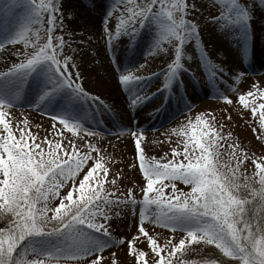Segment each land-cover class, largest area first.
<instances>
[{
    "label": "snow or ice",
    "instance_id": "obj_1",
    "mask_svg": "<svg viewBox=\"0 0 264 264\" xmlns=\"http://www.w3.org/2000/svg\"><path fill=\"white\" fill-rule=\"evenodd\" d=\"M197 2L110 0L102 19L107 47L126 35V47L131 49L145 30L150 33L151 51L162 49L165 42L169 45L164 51L171 59L158 73L135 75L128 66L117 64L118 80L129 92L139 86V93L145 87L142 82L156 75L164 77L155 92L133 93V107L160 93L163 102L154 109L159 112L173 98L172 83H182L179 74L188 71L182 58L190 41L211 80L224 72L202 46V25L188 19ZM210 6L215 11L208 22L221 35L235 39L246 58L249 5L219 0L217 6V0H210ZM66 15L72 13L62 8L61 0H0V51L8 53L9 45H23V50H14L16 59L0 68V264H106L102 253L117 243L124 245L132 264H222L223 257L231 258L232 264H264V155L241 146L239 139L222 152L221 140L232 141V133L218 130L214 117L198 112L195 119L189 117L171 129L183 139L182 147L170 148V157L168 152L148 156L144 129L131 133L142 196L137 197L133 188L121 192L122 172L114 170L109 176L116 162L102 153L94 142L99 133L88 126L107 104L85 88L79 70L72 71L78 57L68 51ZM110 18L115 19L114 29L109 27ZM242 75L237 72L236 79ZM217 94L228 105L238 104L241 118L249 110L257 118L251 131L264 141V87L254 83L235 100ZM20 103L50 118L51 136L33 133L27 116L17 119L14 111ZM191 107L187 102L185 109ZM246 161L253 168L250 174L247 168L242 171ZM176 181L183 182L187 191ZM121 206L134 210L138 206L137 230L130 238L117 239L112 233L110 216L119 215L113 208ZM146 220L183 234L161 243L155 231L144 226ZM141 238L144 247L138 244ZM194 244L214 245L221 259H183L195 250ZM107 264L128 262L111 251Z\"/></svg>",
    "mask_w": 264,
    "mask_h": 264
},
{
    "label": "rangeland",
    "instance_id": "obj_2",
    "mask_svg": "<svg viewBox=\"0 0 264 264\" xmlns=\"http://www.w3.org/2000/svg\"><path fill=\"white\" fill-rule=\"evenodd\" d=\"M241 2L249 5L252 17L247 57H244L241 45L235 39L229 40L221 35L219 30L208 22V16L215 11L210 6V0H198L196 11L191 13L188 19H196L197 23L202 25V46L214 64H221L224 67V72H218L217 78L214 81L211 80L209 70L202 66L200 53L195 43L188 42L182 58L184 68L188 71L180 72L179 80L182 83L174 81L171 86L173 98L159 112H155L154 109H157L163 102V96L160 93L134 107L131 104V97L133 93L147 95L155 92L163 83L164 77L156 75L150 82H142L145 87L139 93V86L129 92L118 80L116 66L117 64L128 66V69L133 70L135 75L147 76L149 73H158L171 59L164 51L169 48L167 42L164 43L162 49L151 51L147 46L150 33L145 30L131 49L126 47L128 41L126 35L118 37L109 48L102 38V19L110 0H61L62 8L72 13L71 17L66 15V27L63 30L65 39L71 42L68 51L74 52L78 57L77 69H72V71L79 70L84 77L81 83L85 88L101 96L107 104V110L102 109L88 122V126L99 133L94 137V142L101 148L102 153L110 155L116 162L110 166L109 176L114 170L122 172L118 180L121 192H126L127 188H133L137 197L142 196L139 187L140 172L134 163V139L131 133L138 132L141 128L144 129L145 151L148 156L159 157L168 152L170 157V148L172 146L182 147L180 141L183 139L176 133H172L171 129L185 122L189 117L195 119L198 112L214 117L215 125L223 124L225 133L227 131L232 133L233 140H228L229 143L239 139L241 146L251 149L257 155H264V141L257 140L256 134L251 131L253 126H257V118L251 117L249 110H245L241 118L238 111L240 106L236 103L228 105L217 94L229 95L235 100L239 92L248 91L254 83L259 82V86L264 87V0H241ZM217 6H219V0H217ZM109 27L115 28L114 18H110ZM8 48V53L0 51V68L15 60L14 50H23V45L17 43L15 46L9 45ZM146 52L149 54L146 55ZM5 56H7L6 60ZM237 72L243 74L238 80L236 79ZM180 94H183L185 99H179ZM187 102L193 105L188 110L185 109ZM14 114L20 120L27 116L30 121L29 128L33 133L51 136L50 118L43 115L41 111L30 107L27 103H20L15 106ZM65 134L68 135V133ZM221 141L225 144L222 152H227V139ZM79 142L77 140V143ZM128 164L134 166L128 168ZM245 168L249 174L253 171L247 161L242 166V171ZM133 181L136 182L135 185ZM176 184L178 188L187 191V186L183 182L176 181ZM113 212H119V215L110 216L113 236L117 239L120 236L130 238L137 230L138 206L135 210L132 206H121L119 209L114 207ZM144 226L150 233L155 231L161 243L168 236L179 237L183 234L180 231L173 233L148 220L144 221ZM145 243L146 241L142 238L138 240L141 247H144ZM191 247L194 249L207 247L217 251L211 245L194 244ZM111 251H115L128 264H132L133 258L126 255L124 245L119 243L102 253L106 258V264L108 253Z\"/></svg>",
    "mask_w": 264,
    "mask_h": 264
},
{
    "label": "trees",
    "instance_id": "obj_3",
    "mask_svg": "<svg viewBox=\"0 0 264 264\" xmlns=\"http://www.w3.org/2000/svg\"><path fill=\"white\" fill-rule=\"evenodd\" d=\"M216 126H217L218 130H222L223 132H225V128L223 127V124L222 125L216 124ZM227 132H230V131H227ZM227 142L229 144L228 140H227ZM221 143H223V141H221ZM224 146H225V144H224ZM0 223H2V222H0ZM211 246L215 247L214 245H211ZM205 249L207 251H205ZM217 251L211 250L210 248H207V247H198L194 251H191V252L187 253L186 255H184L182 258L187 259L189 261H191L193 259H206L209 261L212 259H221L222 253H220L219 249H217ZM222 264H232L231 258L223 257Z\"/></svg>",
    "mask_w": 264,
    "mask_h": 264
},
{
    "label": "bare ground",
    "instance_id": "obj_4",
    "mask_svg": "<svg viewBox=\"0 0 264 264\" xmlns=\"http://www.w3.org/2000/svg\"><path fill=\"white\" fill-rule=\"evenodd\" d=\"M251 68V67H250Z\"/></svg>",
    "mask_w": 264,
    "mask_h": 264
}]
</instances>
